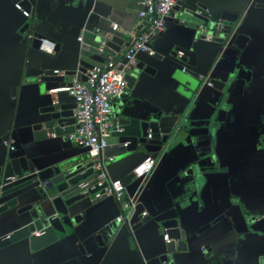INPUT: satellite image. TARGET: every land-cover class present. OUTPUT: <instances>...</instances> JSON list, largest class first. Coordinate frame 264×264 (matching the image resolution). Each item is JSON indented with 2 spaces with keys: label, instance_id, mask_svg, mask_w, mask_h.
<instances>
[{
  "label": "crops",
  "instance_id": "obj_1",
  "mask_svg": "<svg viewBox=\"0 0 264 264\" xmlns=\"http://www.w3.org/2000/svg\"><path fill=\"white\" fill-rule=\"evenodd\" d=\"M16 1L0 0V137L11 127L21 135L31 115L45 105L43 95L73 101L65 92L48 91L67 80L59 73L41 78L21 77L27 46L22 42L23 34L19 29L25 21L29 22L32 33L54 42L52 53L31 49L30 54L41 58L46 70L55 72L74 66L80 43L95 48L100 38L108 36L107 41L114 47L104 46L105 55L90 54L87 58L92 63L104 64L107 59L121 55L132 36L144 26L136 9L126 10L127 0H28L32 19H25L14 9ZM25 1L21 0L24 6ZM181 1L183 6L177 18L168 22L151 42L154 53H163L165 48L178 44L186 46L177 37L192 31L186 27L185 16L189 9L209 7L213 14L209 17L215 19L223 10L238 11L244 0ZM254 2L263 6H253L248 13L244 11L240 28L250 39L241 49L216 55L215 65L213 63L214 69L225 67L232 72L229 90L214 106L209 102L210 88L204 86L202 93L195 91L188 105L192 106V120L207 118L211 124V145L217 152L214 168L201 166L204 161L198 157V150L183 141L186 133L181 131L180 137L159 153L154 169L145 179L140 183L132 180L125 186L126 197L136 194L146 212L170 206L183 209L194 230L224 214L221 220L196 235L195 243L190 244L187 252L168 255L165 264H261L264 258L261 236L244 233V220L248 216L264 214V0ZM112 24H117L114 31ZM78 36L81 41L77 40ZM198 44L201 49H207L205 42ZM207 50V54L198 58L195 71L204 72L214 59V52ZM137 58L156 70L152 75L142 73L134 86L114 101L113 112L120 109V113H153L159 108L169 110L184 106V99L176 92L179 63L170 59L162 66L145 53H138ZM75 76L83 80L86 73L78 72ZM35 145V156L42 165L86 154L84 148L74 146L67 136H49ZM2 148L0 145V152ZM142 155L134 151L105 161L107 176L121 179ZM193 190L194 195L190 193ZM116 214L113 199L100 200L90 207L82 225L67 229L66 234L41 249L30 251L23 241L1 248L0 264H162L157 259L164 251L162 230L153 221L136 230H130L124 222L117 224L107 247L96 251L94 259L79 261L77 245L85 236L87 226L95 229L110 224ZM6 215H0V234L16 228V224L5 220ZM252 239L258 242H251ZM200 245H208L210 250L203 253Z\"/></svg>",
  "mask_w": 264,
  "mask_h": 264
},
{
  "label": "water",
  "instance_id": "obj_2",
  "mask_svg": "<svg viewBox=\"0 0 264 264\" xmlns=\"http://www.w3.org/2000/svg\"><path fill=\"white\" fill-rule=\"evenodd\" d=\"M17 3L24 10H32L28 0L25 1V6L21 0H17L13 7L19 13L21 11L15 6ZM181 6H183L182 1L179 0L178 11ZM253 6L263 5L256 4L254 0H244L238 11L223 10L219 15L214 16L215 19L199 13L200 10L206 8L209 16H213L209 7L189 9L188 15L185 16L186 27L192 31L177 37L186 43V46L174 45L169 49L165 48L163 53L153 52L151 55L138 52L156 58L162 66L167 65L170 59L179 63L180 74L177 78L178 88L176 92L184 99L185 105L169 110L159 108L153 113L145 111L140 114L120 113V109L113 112L112 132L107 139V146L103 151L104 156L119 158L134 151L143 154L133 164L131 170L120 179L124 186L132 180H137L140 183L142 178L134 176L133 168L148 155L155 157L157 153H162L175 138L180 137L181 131L186 133L183 141L192 144L198 150V157L204 161L201 166L214 168L217 152L211 145V124L207 118L192 120L190 117L192 106L190 108L188 105L195 91L199 94L202 93L204 86L210 88L209 102L214 106L220 103L224 94L229 90L233 80L232 72L225 67L224 69H214V62L223 51L241 49L250 39L248 35L240 32V28L245 17L244 11L247 13L252 11ZM140 8L139 0L126 1V10L136 9L138 12ZM23 17L26 19L25 16ZM175 19L168 18L165 28L168 22ZM28 27L29 22L25 21L19 29V32L23 34L22 42L27 46L24 51L21 77L41 78L45 75H54L55 70H46L42 66V59L30 54L31 49H40L42 36L33 33L35 37L27 39ZM78 38L79 36L77 40ZM103 39L100 38L98 47L95 48L80 43L79 51L74 59L75 64L63 72L62 75L67 80L58 87L65 85L68 79L78 72L87 73L94 65L99 64L92 63L87 58L90 54L105 55L103 53L104 46L114 47V44L107 40L102 44ZM195 39L198 42L203 41L208 44L206 48L214 52V59L201 73L195 71L194 68L198 58L209 51L201 49ZM116 50L118 49L116 48ZM137 54L135 56L136 65L125 74L127 88H132L136 80L141 78L142 73L152 75L156 70L151 64L138 60ZM216 55L217 57H215ZM200 75H203L205 79L201 80ZM85 79L79 80L85 81ZM55 88H50L48 91L53 93L51 90ZM62 92H65L73 101L57 98L54 100L51 96L43 95L45 105L31 115V120L28 125L22 128L21 135L17 131H12L10 126L11 128H8L6 134L0 137V145L3 146L0 152V215L6 213L7 218L5 220L16 224V228L9 232V238H3L7 233L0 234V249L21 241L27 244L30 251L41 249L66 234L67 229H75V227L82 225L88 210L94 204L107 197L113 199L105 195L95 197L96 192L103 191L106 183H103L101 187L96 185L97 172L92 168V161L88 157L87 148L81 147L86 152L84 155L70 156L49 165L39 164V157L35 156L37 153L35 142L46 140L49 136H67L75 129L73 109L76 103L66 91ZM10 140L12 141L10 143L12 149L3 144V141ZM82 184H86V186H81ZM92 186L94 188H91ZM84 190L87 192L84 193ZM194 191L190 193L194 195ZM115 204L117 216L120 211L118 204L116 202ZM10 210L12 212L7 213ZM143 211H145V207L139 201L131 217L125 218L123 222L129 226L130 230H136L143 224L153 221L162 230V240L163 236L167 235L168 241L163 240L164 251L157 255L160 263H166L168 255L175 256L181 252H187L190 244L195 243L196 235L203 233L224 217L222 213L194 230L191 226L192 221H189L183 209H179L177 206L153 210L146 212L145 215L141 214ZM115 217L110 224H104L95 229H92L91 225L87 226L85 236L77 245L80 262L94 259L96 251L107 247L116 230ZM244 222V233L249 235L256 233L261 236L259 239L264 241V214L258 217L248 216ZM88 229H90L89 232ZM34 232L39 234L36 235ZM251 242H258V240L252 239ZM199 250L205 253L210 249L208 245H200ZM263 259L261 264H264Z\"/></svg>",
  "mask_w": 264,
  "mask_h": 264
},
{
  "label": "built area",
  "instance_id": "obj_3",
  "mask_svg": "<svg viewBox=\"0 0 264 264\" xmlns=\"http://www.w3.org/2000/svg\"><path fill=\"white\" fill-rule=\"evenodd\" d=\"M179 0H139L141 8L137 15L144 21L141 31L135 33L128 42L126 50L119 56L107 59L104 64L94 65L86 73L85 81L79 80L76 76H71L68 82L51 92L66 91L68 95L74 98L76 103L73 109L75 118V129L67 135V139L74 144L87 148V154L92 161V168L97 172L96 185L101 187L102 192H96L95 197L101 195L110 196L118 204L119 215L114 221L120 224L125 218H130L138 199L136 194L126 197L125 186L120 179L111 180L105 170V161H112L113 156H104L103 151L107 146V139L112 132V115L114 101L123 95L127 88L125 74L132 69L137 60L135 58L138 52L153 54L151 42L165 29L168 18L175 19L178 13ZM16 8L21 11L27 19H32V12L24 10L17 3ZM209 17L208 9L204 8L199 11ZM112 30L117 29V24H112ZM96 32L98 29L95 30ZM27 39H32L35 35L31 30L26 32ZM109 37L106 36L102 44ZM81 40V37L78 38ZM102 46V45H101ZM40 49L47 53L54 50V42L48 39H41ZM101 49V47H100ZM56 73L63 74V72ZM199 78L205 79L203 75ZM150 137V134H148ZM12 141H3V143L12 149ZM159 153L155 157L148 155L139 165L133 168L132 172L136 178L145 179L154 169ZM81 186H86L82 184ZM91 188H94L92 186ZM87 190H84L86 193ZM146 214V211L141 213ZM36 235L39 234L35 232ZM7 233L3 238H9ZM164 241H168L167 235L163 236ZM165 264V263H162Z\"/></svg>",
  "mask_w": 264,
  "mask_h": 264
}]
</instances>
